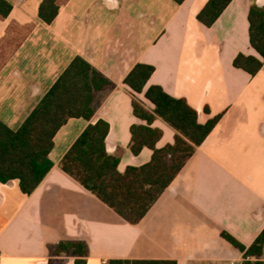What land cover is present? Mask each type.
<instances>
[{"label": "crops", "instance_id": "1", "mask_svg": "<svg viewBox=\"0 0 264 264\" xmlns=\"http://www.w3.org/2000/svg\"><path fill=\"white\" fill-rule=\"evenodd\" d=\"M0 19V120L15 130L61 72L80 57L110 85L95 94L90 122L69 119L55 134L53 166L31 195L17 180L0 183V264H73L56 260L60 242L88 247L87 264L171 260L177 264H241L226 232L249 246L264 228V63L250 76L233 67L239 53L259 58L249 43L248 11L264 0H232L207 28L196 17L208 0H64L51 24L38 18L41 0H6ZM154 67L137 98L160 86L184 99L214 129L136 225H131L65 174L59 163L89 123L109 124L106 152L118 171L149 162L152 151L129 149L132 111L123 80L136 64ZM172 144L175 131L156 118ZM264 262V250L262 255Z\"/></svg>", "mask_w": 264, "mask_h": 264}, {"label": "trees", "instance_id": "2", "mask_svg": "<svg viewBox=\"0 0 264 264\" xmlns=\"http://www.w3.org/2000/svg\"><path fill=\"white\" fill-rule=\"evenodd\" d=\"M64 0H41L38 18L51 24ZM181 5L185 0H172ZM232 0H208L197 14V21L209 28ZM12 5L0 0V19H6ZM249 43L259 58L239 53L232 65L250 76L256 75L264 63V7L252 5L248 11ZM154 67L136 64L123 80L132 96L133 115L145 124L130 127L129 149L138 155L143 148L152 151L149 162L129 166L123 173L117 169L119 157L106 152L105 140L109 124L103 120L89 123L62 157L59 167L131 225L144 218L162 193L181 171L186 161L205 141L219 117L205 124L184 99L168 95L160 86H150L144 93L153 105L147 109L137 98ZM110 82L80 57H75L56 78L21 125L13 130L0 120V183L17 180L24 195H31L51 170L49 159L57 131L69 120L82 118L88 122L95 114V94ZM161 119L175 131L172 144L157 148L162 136L152 122ZM221 237L242 255L241 264H264V228L249 246L240 244L226 232ZM56 260L70 257L73 264H87L88 247L84 242H60L53 248ZM106 264H177L171 260H109Z\"/></svg>", "mask_w": 264, "mask_h": 264}, {"label": "water", "instance_id": "3", "mask_svg": "<svg viewBox=\"0 0 264 264\" xmlns=\"http://www.w3.org/2000/svg\"><path fill=\"white\" fill-rule=\"evenodd\" d=\"M257 7L261 8V5H257Z\"/></svg>", "mask_w": 264, "mask_h": 264}, {"label": "built area", "instance_id": "4", "mask_svg": "<svg viewBox=\"0 0 264 264\" xmlns=\"http://www.w3.org/2000/svg\"><path fill=\"white\" fill-rule=\"evenodd\" d=\"M104 264H106V263H104Z\"/></svg>", "mask_w": 264, "mask_h": 264}]
</instances>
